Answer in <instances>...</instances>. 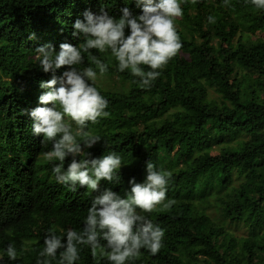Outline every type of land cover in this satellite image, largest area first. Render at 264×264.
I'll return each mask as SVG.
<instances>
[{
    "label": "trees",
    "instance_id": "16d2710c",
    "mask_svg": "<svg viewBox=\"0 0 264 264\" xmlns=\"http://www.w3.org/2000/svg\"><path fill=\"white\" fill-rule=\"evenodd\" d=\"M125 7L142 12L135 0H0V264H37L50 228L62 237L69 229L81 231L95 195L111 188L124 197L130 178L144 181L148 160L171 172L166 195L175 203L170 210L158 206L143 213L164 230L163 246L155 255L141 249L128 264H264V38H251L264 32V10L250 0H181L184 14L175 23L182 48L149 89L130 71H118L110 50H90L124 87L94 85L110 115L89 123L86 130L102 139L84 151L89 158L120 156V181L102 180L93 193L79 186L73 192L56 181L59 162L45 159L52 143L33 134L29 113L45 106L39 102L46 91L41 82L67 66L44 72L35 49L79 47L84 38L72 35L73 24L86 10L118 18ZM209 16L216 22L209 23ZM82 55L78 69L99 71L88 53ZM213 145L217 151L210 153ZM209 201L219 219L205 211ZM223 220L244 223L247 234L235 236ZM10 244L15 260L7 255ZM78 247L74 264H111L107 257L94 258L90 247ZM61 251L49 264H60Z\"/></svg>",
    "mask_w": 264,
    "mask_h": 264
},
{
    "label": "clouds",
    "instance_id": "9594fccd",
    "mask_svg": "<svg viewBox=\"0 0 264 264\" xmlns=\"http://www.w3.org/2000/svg\"><path fill=\"white\" fill-rule=\"evenodd\" d=\"M196 2L191 0L193 4ZM250 2L264 10V0ZM135 3L142 7L139 15H134L127 7L121 9L118 18L104 10L100 14L86 10L84 19H77L73 24L72 35L79 40L84 38L79 47L61 43L58 52L51 45L35 49V60L44 72H55L67 66L60 76L41 82L40 87L46 91L39 96V102L45 106L32 109L29 115L33 134L52 143V150L45 154V159L59 162L53 168L56 181L73 192L77 191V186L87 188L89 193L99 192L102 180L119 182L123 163L122 158L112 152L89 158L91 154L84 151L102 139L86 130L89 123L96 124L110 113L106 111L108 101L94 86L97 72L92 67L77 68L84 61L82 52L89 54L102 76L108 71V65L90 50L101 53L110 50L118 62L117 70L130 71L133 77L139 78L140 87L149 89L161 75L160 70L182 48L175 23L184 14L181 0H135ZM208 22L216 21L209 16ZM125 29L129 30L127 35ZM142 66L150 70L145 71ZM104 146H107L105 140ZM69 156L72 159L65 168V159ZM81 156L83 158H79ZM171 176V172L157 170L151 161H146L144 181L137 183L134 177L130 178L131 187L124 197L111 188L95 195L81 231L69 229L62 237L50 228L43 241L44 248L39 252L43 259H38L37 264H49L48 258H55L61 249L60 264H74L79 259L80 245L90 247L94 258L107 257L111 264H128L139 259L141 249L157 254L163 246L164 230L143 213H152L158 206L162 210L171 209L175 201L168 200L166 195ZM7 255L11 260L17 258L11 244Z\"/></svg>",
    "mask_w": 264,
    "mask_h": 264
},
{
    "label": "rangeland",
    "instance_id": "374dc122",
    "mask_svg": "<svg viewBox=\"0 0 264 264\" xmlns=\"http://www.w3.org/2000/svg\"><path fill=\"white\" fill-rule=\"evenodd\" d=\"M257 36L264 38V32H256L255 34L251 35V38H255ZM87 67H91V66H83L82 69L87 68ZM65 70H67V68ZM93 70L97 72L98 78H97L95 85H97L98 87L102 89H107V90L123 89L124 81L120 80L116 74L105 73L101 76L99 71H97L95 68H93ZM232 88L235 93L239 92V87L237 86L236 81L232 82ZM246 88L248 89L249 86H246ZM209 96L216 97V93L213 90L209 89ZM146 118L147 116H144V120ZM142 121L143 120L137 123V127L139 129H141ZM73 130H75V125H73ZM216 149H217L216 145H213V148L211 149L210 153H215L217 151ZM205 211L213 218L219 219V211L213 205V201H209L208 203L205 204ZM222 222L225 223V226L227 227L228 231H230L235 236H245L247 234V227L245 226L244 223L240 221L228 222L227 220H223Z\"/></svg>",
    "mask_w": 264,
    "mask_h": 264
}]
</instances>
